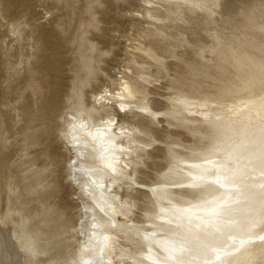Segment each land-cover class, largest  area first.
<instances>
[{
    "label": "snow or ice",
    "instance_id": "1",
    "mask_svg": "<svg viewBox=\"0 0 264 264\" xmlns=\"http://www.w3.org/2000/svg\"><path fill=\"white\" fill-rule=\"evenodd\" d=\"M226 2L176 0L178 9L208 13L211 43L199 31L172 33L195 60L179 52L162 59L141 45L147 60L112 75L91 109L49 116L35 90L36 108L16 117L25 144L51 126L56 147L39 149L42 169L29 167L31 201L20 196L19 161L0 156L9 195L0 234L16 232L24 264H264V40L258 60L242 54L249 27L264 34V0ZM31 31L24 19L11 25L20 40ZM31 46L41 49L34 34ZM57 186L71 187L78 217L63 215ZM38 221L52 227L37 231Z\"/></svg>",
    "mask_w": 264,
    "mask_h": 264
},
{
    "label": "rangeland",
    "instance_id": "2",
    "mask_svg": "<svg viewBox=\"0 0 264 264\" xmlns=\"http://www.w3.org/2000/svg\"><path fill=\"white\" fill-rule=\"evenodd\" d=\"M143 0H7L6 5H0L3 16L0 19V156H10L18 160L17 174L20 176V196L31 201L34 194L26 180L29 167L33 170L44 167L45 152L56 147L50 143L51 126L38 133L40 137L35 146L25 144L24 132L17 116H26L36 108L37 97L35 90L40 92L39 103L45 109H50L49 116L64 112L74 106L89 105V93L97 89L104 82L111 83V76L120 75V69L127 67L136 57H143L137 51L141 45L159 50L163 59L168 53L179 52L190 55L193 60L198 59L197 52L183 47H176V36L184 32L195 35L199 31L211 43L207 32L211 25V18L207 12H199L177 8L176 0H156L151 7L152 17L141 16ZM243 0H232L225 3V7H232ZM255 4L256 0H246ZM46 10L52 15L45 20L36 14ZM140 14L137 16L134 11ZM219 11V10H218ZM183 18V22L178 19ZM37 17L40 22L37 23ZM17 18L24 19L32 29L28 38L20 40L11 34V25ZM60 25L64 31L57 28ZM181 30H184L182 32ZM33 34L38 38L41 49L34 51L31 46ZM247 43L242 47V54L261 57L259 43L264 40V34L248 28ZM255 42V46L252 45ZM22 51H19V47ZM95 46L96 51H93ZM104 51L112 55L102 56ZM89 52L97 57L100 69L97 75L91 77L79 88L69 77L68 71L73 66V58L79 53ZM172 63L171 59L167 60ZM116 67L119 71H113ZM113 71V72H112ZM175 71V68H173ZM255 72L254 66L249 65V74ZM256 91H260L257 84ZM59 121V117H57ZM45 152L37 155L39 149ZM11 162V161H10ZM53 179L58 176L53 172ZM64 183L67 185V179ZM66 190L57 186L55 202L63 204L68 213L74 215L76 204L74 198ZM9 195L7 185L0 180V203L7 205ZM1 225V224H0ZM37 231L46 228L43 221L35 225ZM70 232V231H69ZM14 238L18 240L15 231ZM24 257V254H23Z\"/></svg>",
    "mask_w": 264,
    "mask_h": 264
},
{
    "label": "bare ground",
    "instance_id": "3",
    "mask_svg": "<svg viewBox=\"0 0 264 264\" xmlns=\"http://www.w3.org/2000/svg\"><path fill=\"white\" fill-rule=\"evenodd\" d=\"M155 1L156 0H143L141 16L147 17V18L152 17L151 7H152L153 2H155ZM48 12L49 11L46 10L45 12L40 13L36 9V14L43 16V18ZM134 12L136 13V14H133L135 16L137 15V13H139L136 10ZM49 17H51V16H48V19H49ZM19 51H22L21 46L19 47ZM98 61L99 60L97 59V57L94 56V54H91L89 52H82V53H79L76 56H74V58H73L74 63H73L72 68L69 69L68 74H69V77L75 83L76 87L79 88L85 82H87V80L89 78L97 75V72L100 69V65L98 64ZM123 68H125V67H122V69ZM110 69H113V71H117V70L119 71V69L116 67H111ZM122 69H120V70H122ZM105 85L111 86L112 80H111V83L110 82H104L97 89H94L89 93V95H88V96H90L89 105H88L89 109H91L93 107V104H94L93 97L99 95L100 90H102ZM73 198L74 197H71V199H73ZM80 211H82V209L77 207L75 209L74 215H71L70 213H68L67 210L63 212V215H65V216L70 215V216L78 217ZM70 224H71V221H69V231H71ZM51 227H52L51 225H46L44 232L47 233ZM5 228H6L5 225H3V224L0 225V229H5ZM13 246H15V251H12ZM23 254L24 253H23V250L20 248L19 240L15 239L13 234H11V232L8 234L7 239L4 237L3 234H0V262H3V264H12V262L18 260V261H20V264H24Z\"/></svg>",
    "mask_w": 264,
    "mask_h": 264
}]
</instances>
